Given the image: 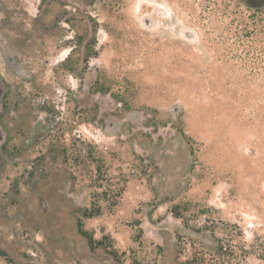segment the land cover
Instances as JSON below:
<instances>
[{
  "label": "rangeland",
  "instance_id": "374dc122",
  "mask_svg": "<svg viewBox=\"0 0 264 264\" xmlns=\"http://www.w3.org/2000/svg\"><path fill=\"white\" fill-rule=\"evenodd\" d=\"M16 1L20 31L48 38L66 13L65 36L92 27L90 76L109 95L66 153L0 159V264H264V6L218 0L214 33L217 0ZM33 43L40 58L62 45ZM42 68L60 92L73 76Z\"/></svg>",
  "mask_w": 264,
  "mask_h": 264
},
{
  "label": "flooded vegetation",
  "instance_id": "af4514ba",
  "mask_svg": "<svg viewBox=\"0 0 264 264\" xmlns=\"http://www.w3.org/2000/svg\"><path fill=\"white\" fill-rule=\"evenodd\" d=\"M235 2H242L254 10L264 6V0ZM16 4V0H0V132L5 134L4 142L0 144V159L5 165L11 162H42L45 154L57 153L59 149L61 153H66L65 148L69 150L70 144L64 133L70 131L72 134L76 130L77 117L79 114L83 115L88 106L92 108L95 94L109 95L108 87L100 85L101 80L97 77L93 82L92 75L90 76L89 66L94 58L95 47L93 36L88 38L92 34V27L88 34L82 32L74 33L71 37L65 36L76 25L75 13H66L65 19L62 22L56 21L57 26L49 30L51 32H48V38L46 33H30L32 29L20 31L16 29V19L13 16ZM211 6L214 8L208 12L207 30L218 33V0ZM183 34L188 38L194 37L191 31H184ZM216 38L217 42L209 44L213 55L218 56V37ZM35 40L49 44L58 41L62 45L54 44L49 48L51 54L40 58L38 53L34 54L37 52L34 48L39 47L33 43ZM30 51L31 54L28 53ZM62 56L58 61V57ZM52 64L72 72L73 76V68L78 67L77 80L86 84L81 89L72 88L68 83L73 76H65L67 86L63 92L46 85L42 67ZM97 83L98 86L95 87ZM172 143L173 146L167 149L170 155L178 147V141L173 140ZM37 147L40 156L30 159L24 155L26 151ZM68 157L70 162L77 161V155L71 150L65 155L66 159ZM4 168V165H0V174Z\"/></svg>",
  "mask_w": 264,
  "mask_h": 264
},
{
  "label": "water",
  "instance_id": "95a60500",
  "mask_svg": "<svg viewBox=\"0 0 264 264\" xmlns=\"http://www.w3.org/2000/svg\"><path fill=\"white\" fill-rule=\"evenodd\" d=\"M5 140V134L4 132H0V144H2Z\"/></svg>",
  "mask_w": 264,
  "mask_h": 264
},
{
  "label": "trees",
  "instance_id": "16d2710c",
  "mask_svg": "<svg viewBox=\"0 0 264 264\" xmlns=\"http://www.w3.org/2000/svg\"><path fill=\"white\" fill-rule=\"evenodd\" d=\"M242 31V30H241ZM264 36V35H263ZM262 39H264V37H262Z\"/></svg>",
  "mask_w": 264,
  "mask_h": 264
}]
</instances>
